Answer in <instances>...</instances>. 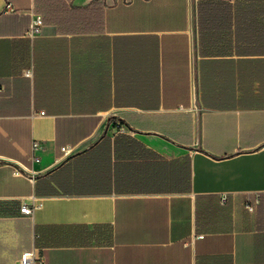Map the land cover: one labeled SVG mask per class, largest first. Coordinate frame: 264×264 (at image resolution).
Segmentation results:
<instances>
[{"label": "crops", "instance_id": "crops-1", "mask_svg": "<svg viewBox=\"0 0 264 264\" xmlns=\"http://www.w3.org/2000/svg\"><path fill=\"white\" fill-rule=\"evenodd\" d=\"M0 86V264H264V0H0Z\"/></svg>", "mask_w": 264, "mask_h": 264}, {"label": "built area", "instance_id": "built-area-1", "mask_svg": "<svg viewBox=\"0 0 264 264\" xmlns=\"http://www.w3.org/2000/svg\"><path fill=\"white\" fill-rule=\"evenodd\" d=\"M7 10H14V6L12 2H7ZM43 24V17L40 14H37L33 20L30 32L32 34L37 33L40 30L41 25ZM2 87L0 86V92L2 91ZM39 147V143H34V148L37 149ZM63 156H69L74 152V147L66 145L62 147ZM41 206L40 203L29 205L27 203H23L21 205V212L26 215H32L36 208ZM250 210L253 209L251 205L248 206ZM45 263V255L39 248L33 247L29 250H25L21 254L20 264H44Z\"/></svg>", "mask_w": 264, "mask_h": 264}]
</instances>
